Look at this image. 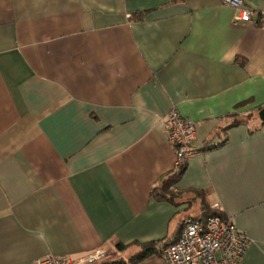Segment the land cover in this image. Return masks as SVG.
<instances>
[{
  "label": "crops",
  "instance_id": "0c3cea01",
  "mask_svg": "<svg viewBox=\"0 0 264 264\" xmlns=\"http://www.w3.org/2000/svg\"><path fill=\"white\" fill-rule=\"evenodd\" d=\"M235 15L220 0H0V264L127 260L152 241L133 264H167L185 219L217 211L251 239L236 264H264V18ZM172 108L196 134L163 193Z\"/></svg>",
  "mask_w": 264,
  "mask_h": 264
},
{
  "label": "built area",
  "instance_id": "2783aa9c",
  "mask_svg": "<svg viewBox=\"0 0 264 264\" xmlns=\"http://www.w3.org/2000/svg\"><path fill=\"white\" fill-rule=\"evenodd\" d=\"M220 1L235 9L237 21L264 18V4L260 9H255L245 5L242 0ZM162 126L175 150L171 169V174H174L182 170L192 151L196 125L192 119L172 108L162 117ZM215 208L218 206L215 205ZM250 243L251 239L236 228L231 217L217 211L205 218L187 217L178 237L163 249L162 255L167 264H236L242 260ZM106 257V251L97 248L75 257L47 254L37 258L35 264H97Z\"/></svg>",
  "mask_w": 264,
  "mask_h": 264
},
{
  "label": "trees",
  "instance_id": "16d2710c",
  "mask_svg": "<svg viewBox=\"0 0 264 264\" xmlns=\"http://www.w3.org/2000/svg\"><path fill=\"white\" fill-rule=\"evenodd\" d=\"M136 18H141V16H143V12H137L134 15ZM181 171L174 173V174H170L168 175L166 178V180L164 181L165 183L162 185L161 190L163 193L165 192H169V186H171L174 181H176V179L179 177ZM160 198H165V196L163 194H157ZM203 206L204 208H206V204L203 202ZM214 213V212H212ZM209 213V214H212ZM208 214V215H209ZM207 215L204 216H197V217H201V218H205ZM171 243V242H169ZM167 243L166 245H164L161 249V252H163V249L169 244ZM117 248L119 249H123L125 247V245L121 244V243H117L116 244ZM160 248L155 244V242H147V243H143L140 245V249L133 255L131 256L129 259L127 260H109L107 257L106 259H104L103 261L97 263V264H133L139 260H142L143 258L157 253L159 252Z\"/></svg>",
  "mask_w": 264,
  "mask_h": 264
},
{
  "label": "rangeland",
  "instance_id": "374dc122",
  "mask_svg": "<svg viewBox=\"0 0 264 264\" xmlns=\"http://www.w3.org/2000/svg\"><path fill=\"white\" fill-rule=\"evenodd\" d=\"M109 255V254H108ZM109 260H125V258H121L118 255H116V253L112 252L110 253V255L108 256Z\"/></svg>",
  "mask_w": 264,
  "mask_h": 264
},
{
  "label": "water",
  "instance_id": "95a60500",
  "mask_svg": "<svg viewBox=\"0 0 264 264\" xmlns=\"http://www.w3.org/2000/svg\"><path fill=\"white\" fill-rule=\"evenodd\" d=\"M258 117L261 121H264V107L260 108L258 111Z\"/></svg>",
  "mask_w": 264,
  "mask_h": 264
}]
</instances>
